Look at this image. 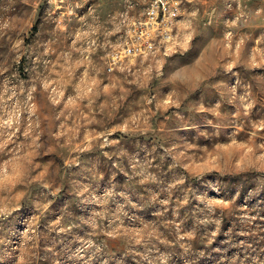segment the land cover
<instances>
[{"label":"rangeland","instance_id":"374dc122","mask_svg":"<svg viewBox=\"0 0 264 264\" xmlns=\"http://www.w3.org/2000/svg\"><path fill=\"white\" fill-rule=\"evenodd\" d=\"M0 0V264H264V0ZM62 10V9H61Z\"/></svg>","mask_w":264,"mask_h":264},{"label":"built area","instance_id":"2783aa9c","mask_svg":"<svg viewBox=\"0 0 264 264\" xmlns=\"http://www.w3.org/2000/svg\"><path fill=\"white\" fill-rule=\"evenodd\" d=\"M50 6L64 13L73 14L79 5L74 0H46ZM185 0H150L144 15L138 19H130L128 14H123V22L129 31L128 40L123 50H116L108 57V62H113L114 72L123 59L134 60L155 54L157 44L163 43V38H172L173 30L181 17ZM62 9V10H61Z\"/></svg>","mask_w":264,"mask_h":264}]
</instances>
